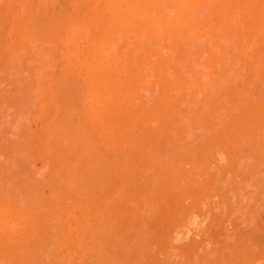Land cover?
<instances>
[{"label":"rangeland","instance_id":"rangeland-1","mask_svg":"<svg viewBox=\"0 0 264 264\" xmlns=\"http://www.w3.org/2000/svg\"><path fill=\"white\" fill-rule=\"evenodd\" d=\"M180 1L0 0V264H264V0Z\"/></svg>","mask_w":264,"mask_h":264},{"label":"bare ground","instance_id":"bare-ground-1","mask_svg":"<svg viewBox=\"0 0 264 264\" xmlns=\"http://www.w3.org/2000/svg\"><path fill=\"white\" fill-rule=\"evenodd\" d=\"M174 1H175V0H174ZM182 1H184V0H182ZM182 1H180V5L182 4V3H181ZM83 2H84V1H83ZM192 2H193V1H192ZM153 3H154V2H153ZM231 3H232V2H231ZM184 4H186V3H184ZM143 5H144V4H143ZM202 5H203V4H202ZM155 6H156V5H155ZM168 6L170 7V5H168ZM178 6H179V4H178ZM184 6H185V5H184ZM129 7H130V6H129ZM161 7H162V6H161ZM144 8H145V6H144ZM178 8H179V7H178ZM188 8H189V7H188ZM233 8H234V7H233ZM85 9H86V8H85ZM146 10H147V9H146ZM150 10H151V9H150ZM251 10H252V9H251ZM130 11H131V10H130ZM180 11H181V10H180ZM152 12L155 13V11H152ZM165 12H166V9H165ZM136 13H137V12H136ZM166 13L169 14L168 12H166ZM197 13H198V12H197ZM197 13H196V14H197ZM163 14H164V13H163ZM200 14H201V13H200ZM137 15H138V14H137ZM171 15H172V14H171ZM186 15H187V14H186ZM194 15H195V13H194ZM219 15H220V14H219ZM254 15H255V14H254ZM160 16H162V15H160ZM183 16H184V15H183ZM198 16H199V15H198ZM259 16H260V15H259ZM137 17H138V16H136L135 18H137ZM169 17H170V18H169ZM173 17H174V16H173ZM199 17H200V16H199ZM240 17H241V16H240ZM253 17H254V16H253ZM116 18H117V17H116ZM164 18H165V19H163V16H162L161 18H158V19H161V20L163 19V20H164V23H166L167 25H168L167 22H169L170 20H172V22H173V18H172L171 16H165ZM171 18H172V19H171ZM49 19H50V18H49ZM77 19H78V18H77ZM223 19H224V18H223ZM152 20H153V19H152ZM152 20H151V21H152ZM176 20H177V18H176ZM137 21H138V20H137ZM229 21H230V20H229ZM249 21H250V20H249ZM51 22H52V21H51ZM68 22H69V20H68ZM134 22H135V21H134ZM177 22H178V20H177ZM247 22H248V21H247ZM259 22H260V21H259ZM62 23H63V22H62ZM69 23H71V21H70ZM159 23H162V21L159 22ZM169 23H170V22H169ZM257 23H258V22H257ZM120 24H121V23H120ZM140 24H141V23H140ZM173 24H174V22H173ZM53 25H54V24H53ZM58 25H59V24H58ZM68 25H69V24H68ZM71 25H72V23H71ZM117 25H118V23H117ZM156 25H157V24H156ZM36 26H37V25H36ZM63 26H64V25H63ZM140 26H141V25H140ZM192 26H193V25H192ZM51 27H52V26H51ZM67 27H68V26H67ZM113 27H115V26H113ZM116 27H117V26H116ZM118 27H119V26H118ZM154 27H155V25H154ZM158 27H160V25H159ZM258 27H259V26H258ZM132 28H133V27H132ZM134 28H135V27H134ZM134 28H133V29H134ZM142 28H143V26H142ZM163 28H164V27H163ZM180 28H181V27H180ZM65 29H66V28H65ZM127 29H128V28H127ZM160 29H161V28H160ZM167 29H168V28H167ZM167 29H166V30H167ZM55 30H56V29H55ZM162 30H163V29H162ZM162 30H161V32H162ZM137 31H138V30H137ZM156 31H157V30H156ZM159 31H160V30H159ZM235 31H236V30H235ZM238 31H239V30H238ZM146 32H147V31H146ZM253 32H254V31H253ZM142 33H143V32H142ZM155 34H156V33H155ZM182 34H183V33H182ZM52 35H53V33H52ZM137 35H138V34H137ZM140 35H141V34H140ZM166 35H167V34H166ZM254 35H255V34H254ZM53 36H54V35H53ZM159 36H160V35H159ZM233 36H234V35H233ZM255 36H256V35H255ZM259 36H260V35H259ZM40 37H41V36H40ZM136 37H137V36H136ZM142 37H143V36H142ZM142 37H141V38H142ZM167 37H168V36H167ZM195 37H197V36H195ZM41 38H42V37H41ZM145 38H147V37H145ZM158 38H160V37H158ZM162 38H163V37H162ZM179 38H180V36H179ZM189 38H191V37H189ZM138 39H139V38H138ZM244 41H245V40H244ZM172 42H173V41H172ZM217 43H218V42H217ZM220 45H221V44H220ZM195 49H196V48H195ZM190 51H192V50H190ZM219 60H220V59H219ZM214 63H215V62H214ZM208 65H209V64H208ZM253 66H254V65H253ZM226 76H227V75H226ZM71 85H72V83H71ZM73 85H74V84H73ZM75 85H76V84H75ZM188 86H189V85H188ZM61 87H62V86H61ZM73 87H75V86H73ZM81 88H82V87H81ZM75 89H76V88H75ZM70 91H71V90H70ZM77 91H78V90H77ZM72 95H73V94H72ZM81 95H82V94H81ZM77 96H78V95H77ZM191 97H192V96H191ZM72 98L74 99L75 97L73 96ZM73 99H72V100H73ZM75 99H76V98H75ZM75 99H74V100H75ZM74 100H73V101H74ZM80 100H82V99H80ZM75 101H76V100H75ZM76 103H77V102H76ZM78 108H80V105H79ZM76 109H77V107H76ZM76 109H75V110H76ZM78 110H79V109H78ZM81 110H82V109H81ZM81 110H80V112H83V111H81ZM80 114H81V113H80ZM81 116H82V115H81ZM80 118H81V117H80ZM76 120H77V119H76ZM84 123H85V122H84ZM81 126H82V125H81ZM79 128H80V127H79ZM83 128H84V126H83ZM6 150H7V149H6ZM9 151H10V150H9ZM19 159H20V158H19ZM20 161H21V160H20ZM24 161H25V160H24ZM23 163H24V162H23ZM27 163H28V162H27ZM25 165H26V164H25ZM26 166H28V165H26ZM22 168H23V167H22ZM95 168H96V167H95ZM22 170H23V169H21V171H22ZM24 171H26V170H24ZM98 171H99V170H98ZM173 171H174V170H173ZM27 172H28V171H27ZM27 172H26V174H27ZM171 173H172V172H171ZM171 173H170V174H171ZM174 173H175V172H174ZM24 174H25V173H24ZM178 175H179V174H178ZM93 176H94V175H93ZM170 176H171V175H170ZM180 176H181V175H179V177H180ZM66 177H67V176H66ZM181 177H182V176H181ZM70 179H71V178H70ZM70 179H68V180H70ZM59 180H60V179H59ZM59 180H58V181H59ZM62 181H63V180H62ZM71 182H72V181H71ZM54 183H55V181H54ZM67 183H68V182H67ZM77 183H78V182H77ZM60 184H61V183H60ZM62 184H63V183H62ZM73 185H74V183H73ZM71 186H72V185H71ZM85 186H86V185H85ZM81 190H82V188H81ZM138 234H139V233H138ZM140 235H141V234H140ZM140 235H139V236H140ZM120 237H121V236H120ZM137 237H138V236H137ZM140 237H142V236H140ZM140 237H138V239H139ZM144 238H145V237H144ZM121 239H122V238H121ZM140 239H141V238H140ZM145 239H146V238H145ZM118 240H119V239H118ZM141 240H142V239H141ZM147 240H149V239L147 238ZM101 242H102V241H101ZM120 242H121V241H120ZM120 242H119V243H120ZM124 242H125V241H124ZM144 242H145V241H144ZM103 243H104V242H103ZM136 243H137V242H136ZM139 243H140V241H139ZM140 244H141V243H140ZM143 244H144V243H143ZM121 245L124 246L122 243H121ZM134 247H135V246H134ZM142 247H143V246H142ZM136 248H137V247H136ZM130 250L132 251L131 248H130ZM130 250H129V251H130ZM136 250H137V249H136ZM145 250H146V249H145ZM129 251H128V252H129ZM137 251H138V250H137ZM137 251H136V252H137ZM134 252H135V251H134ZM136 252H135V253H136ZM138 252H139V251H138ZM129 253H130V252H129ZM142 254H144V253H142ZM133 255H134V254H133ZM126 256H127V255H126ZM148 256H149V255H148ZM131 257H133V256H131ZM134 260H135V259H134ZM142 261H143V260H142ZM142 261H141V262H142ZM135 262L137 263V261H135ZM138 264H139V263H138Z\"/></svg>","mask_w":264,"mask_h":264}]
</instances>
